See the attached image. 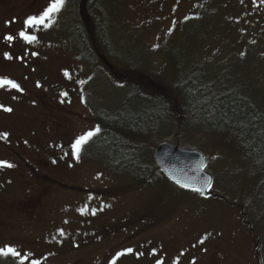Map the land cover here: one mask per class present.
Masks as SVG:
<instances>
[{
    "label": "rangeland",
    "instance_id": "rangeland-1",
    "mask_svg": "<svg viewBox=\"0 0 264 264\" xmlns=\"http://www.w3.org/2000/svg\"><path fill=\"white\" fill-rule=\"evenodd\" d=\"M54 2L0 0V264H264V204L252 206L264 174L233 152L239 141L161 113L136 134L141 174L95 137L101 114L157 110L162 84L193 75L246 89L263 114L264 0H98L105 44L76 0L28 25ZM163 141L204 154L213 196L162 173Z\"/></svg>",
    "mask_w": 264,
    "mask_h": 264
},
{
    "label": "trees",
    "instance_id": "trees-1",
    "mask_svg": "<svg viewBox=\"0 0 264 264\" xmlns=\"http://www.w3.org/2000/svg\"><path fill=\"white\" fill-rule=\"evenodd\" d=\"M97 2L98 0H76L75 13L77 19L86 24L88 33H92L85 31L90 40L94 42L97 35L105 44L106 17ZM135 75L142 80L146 79L143 75ZM174 88L162 84L152 98L159 109L149 113H134L122 109L116 114L103 113L99 116L101 130L95 137L112 164H117L120 168L134 167L141 174L150 173L149 167L143 164L144 153L141 151L142 146L136 142V134L147 137L146 128L155 125L160 114L164 113L174 118L190 117L193 122L197 121L216 134L236 139L241 147L239 150L233 149V152L240 155L244 162H248L256 175L264 174V113L260 112L246 89L242 91L238 88L217 87L216 84L205 85L200 82L198 75H193ZM180 96L184 102L181 107ZM256 193L253 207L255 202L264 204V181Z\"/></svg>",
    "mask_w": 264,
    "mask_h": 264
},
{
    "label": "water",
    "instance_id": "water-1",
    "mask_svg": "<svg viewBox=\"0 0 264 264\" xmlns=\"http://www.w3.org/2000/svg\"><path fill=\"white\" fill-rule=\"evenodd\" d=\"M154 158L159 169L176 184L196 189L203 196L213 194V177L205 171L207 161L201 151L161 142L154 150Z\"/></svg>",
    "mask_w": 264,
    "mask_h": 264
},
{
    "label": "snow or ice",
    "instance_id": "snow-or-ice-1",
    "mask_svg": "<svg viewBox=\"0 0 264 264\" xmlns=\"http://www.w3.org/2000/svg\"><path fill=\"white\" fill-rule=\"evenodd\" d=\"M63 2H64V0H55V2L50 6V8L47 10V12L44 14L43 17H41L39 20H29L27 22L28 25L32 26V25L43 23V21L45 19H48L50 16H52L54 13L58 12L63 7ZM24 38L26 40L31 41V38L28 36H25ZM5 83H7V82H0V87H3ZM10 86L16 87L14 84L10 85ZM4 111H9V109H4ZM86 139H87V137H85L84 140L77 142V146H76L77 155H78V151H79V145L81 143H83ZM10 166L11 165H7V164L0 165V167H10ZM5 254H7V253H5Z\"/></svg>",
    "mask_w": 264,
    "mask_h": 264
},
{
    "label": "flooded vegetation",
    "instance_id": "flooded-vegetation-1",
    "mask_svg": "<svg viewBox=\"0 0 264 264\" xmlns=\"http://www.w3.org/2000/svg\"><path fill=\"white\" fill-rule=\"evenodd\" d=\"M59 120H57L55 123H56V125H57V130L58 129H60V128H62L63 127V122L60 120V123L58 122ZM63 124V125H62ZM59 133V132H58ZM95 134H97V133H95ZM25 165H26V163H25ZM27 165H29L28 163H27ZM39 167H43V168H45L46 167V163H40V166ZM36 173V175H37V177H38V179L40 180V179H42V180H48L49 178H50V175L48 176L47 174H46V172H39L38 170L35 172ZM28 209H29V216H32V212H33V210H34V205H32V203H30V205H29V207H28ZM27 209V210H28Z\"/></svg>",
    "mask_w": 264,
    "mask_h": 264
}]
</instances>
